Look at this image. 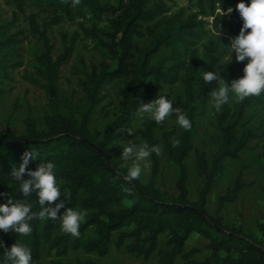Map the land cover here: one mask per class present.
Masks as SVG:
<instances>
[{"label": "trees", "instance_id": "1", "mask_svg": "<svg viewBox=\"0 0 264 264\" xmlns=\"http://www.w3.org/2000/svg\"><path fill=\"white\" fill-rule=\"evenodd\" d=\"M11 1L14 4L12 17L0 24V98L13 80L11 71L23 65L20 43L25 31L16 28L19 15H23L29 33L42 45L41 50L29 48L32 67L39 77L29 79L43 88L50 112L44 115L42 127L27 116L23 121V134L16 135L10 128L0 132V204L9 198L24 199L20 181L11 173L13 169H19L24 152L32 150L38 155L29 160L27 170L35 171L41 162H53L61 193L69 192L71 196L66 200L61 195L60 201H64L66 207L87 210L88 214L81 223L79 238L68 233L54 235L58 219H33L29 222L33 231L28 236L0 230V241L3 242L0 264H12L5 257V250H10L15 242L30 248L32 264H66L57 259L41 263L43 244L56 256H63L70 250L104 256L115 247L145 260L156 253L154 264H264V219L256 223L260 236L254 237L226 222L219 213L223 205L233 202L244 187L243 165L225 194L218 198L216 212L211 214L206 207L207 196L226 161L238 160L248 143L260 136L264 127V93L239 103L229 94L230 103L215 114V132L210 138L216 150L210 161L201 151L197 150L195 154L196 168L203 177L196 199H190L187 185L186 159L196 137V118L210 100L216 84V81L205 83L203 73L217 72L219 63L230 51L231 39L239 35L243 26L231 0H187L189 5L196 7L194 11L186 12L180 7L168 15L164 0H130L128 4L125 0L114 3L81 0L79 6L89 12L90 23L81 22L78 31L62 33L61 52L56 56L52 54L48 29L63 19L72 20V0ZM28 4L47 9L49 18L39 25L33 13L26 14ZM229 8L231 13L224 15ZM158 18V25L150 28L148 23ZM207 25H211L214 34L202 44L200 54L196 44L209 30ZM142 26L150 40L136 49L133 61V39L140 34ZM80 35L91 41L102 59L97 66L92 63L88 70L80 58V72L85 77L82 81L85 101L79 107L64 104L67 111L63 112L59 96L60 69L73 55ZM161 49H167L169 53L153 62ZM247 63V58L243 62L236 61L235 69L221 72V77L231 86L236 73L238 78L243 77ZM128 74L129 80L119 91V114L106 124L102 135L92 133L90 119L94 108L104 99L103 88ZM178 83L182 93L176 95V108L186 114L191 129L181 127L178 132L171 127L162 133L159 142L155 136L159 124L148 117L143 121L145 143L161 146L173 165L175 193L169 194L156 185L161 155L154 152L150 155L151 173L147 181L139 178L128 182L124 179L128 168L114 159L111 143L128 134V128L137 118L139 104L150 102L155 86ZM164 96L169 97L168 94ZM173 116L177 119L175 113ZM174 139L179 140V146L173 147ZM258 164L264 170L263 165ZM27 170L23 179H29ZM27 201L33 205V212L41 210L36 193H32ZM59 202L51 206L55 207ZM46 206H49L47 202ZM64 211L61 208L58 214ZM89 227L94 230L92 237L86 233ZM162 234L166 236V247L157 248ZM192 234L207 240L206 253L201 258L195 257L200 248L185 250L186 241ZM74 264L96 263L86 260Z\"/></svg>", "mask_w": 264, "mask_h": 264}, {"label": "rangeland", "instance_id": "2", "mask_svg": "<svg viewBox=\"0 0 264 264\" xmlns=\"http://www.w3.org/2000/svg\"><path fill=\"white\" fill-rule=\"evenodd\" d=\"M105 2L114 3L115 0H102ZM128 4L130 0H125ZM168 12L166 15L173 13L180 7H184L186 12H192L196 7L188 4L187 0H164ZM240 0H231L232 6H236ZM243 2L250 3L251 0H243ZM150 6V4L148 5ZM14 4L11 0H0V24L9 21L12 17ZM33 13L39 25H42L50 16L47 9H40L30 4L26 6V14ZM210 19V18H209ZM211 20V19H210ZM158 18L155 21L148 23L150 28H155L158 25ZM90 23V14L87 10L81 8L79 5L72 9V20L63 19L60 23L51 26L48 29V36L53 45L52 54L56 56L61 52L60 36L64 32L72 33L78 31L79 23ZM16 28L24 30L25 34L22 36L20 43L21 53L23 55V65L11 71L13 80L7 84V92L0 98V132L4 133L7 128H10L16 135H21L25 132L24 118L32 117L38 127H42V120L44 115L50 112L44 90L38 84L33 83L29 77L37 76L36 70L32 67L31 55L29 48L33 46L38 50L42 49L41 42L29 33L28 25L25 16L19 15L16 22ZM207 33L197 41V47L202 53V44L206 43L210 38H213V30L211 25L206 26ZM139 35L134 36L133 39V58L136 57V49L148 44L149 36L146 34L144 27L139 28ZM169 53L167 49H161L153 59L156 62ZM236 53L230 48L229 53L219 63L217 72H227L235 69ZM80 58L84 61L85 66L90 70V65L93 63L96 66L100 63L102 56L92 46L88 38L79 36L75 51L69 61L65 63L60 69L59 79V96L63 105V112H66L64 104H70L79 107L85 101V94L82 89V81L85 79L80 72ZM130 71V70H129ZM239 79L236 73L234 80ZM129 80V74L112 83L107 84L102 94L104 99L94 108L90 119V130L92 133L102 135L105 126L112 121L119 114L120 89H122ZM217 82L214 88L219 86ZM182 93V86L180 83L169 86L162 85V87L155 86L150 95V102L160 95H169V99L173 101V108H176V95ZM231 99L232 94H231ZM253 109V108H252ZM250 109V111L252 110ZM212 104V98L208 101L205 108L198 114L196 121V137L193 141V149L186 159L188 171V188L190 192V199H196L198 191L200 190L203 177L196 168L195 154L196 151H201L205 154L208 161H210L212 154L216 150L214 143L211 140V135L215 132V114L217 112ZM264 117V110L262 112ZM147 117L141 119L137 116L134 123L128 128V134L113 140L111 146L113 147V157L118 162L123 163L127 168L131 166L132 161H124L121 159L123 148L130 144H135L137 147L145 143L143 121ZM175 127L179 132L181 126L177 123V119L172 115L165 119L162 124H159L155 130V136L161 142V135L165 130ZM258 159V160H257ZM260 162L264 167V127L257 139L251 140L247 147L244 148L238 160H228L225 163L223 172L217 177L211 192L207 196L206 207L209 213L214 214L217 210L218 198L225 194L226 189L231 186L233 180L239 172L241 165H243L242 181L244 187L233 202H228L223 205L220 210L222 217L235 227H240L244 231L251 233L254 237H259L260 233L256 228V223L264 219V170L259 166ZM147 167L141 173L140 180L147 181L151 173V161L148 158L146 162ZM176 175L173 165L167 159L166 155L161 154L160 171L156 177V185L158 188L166 191L169 194L175 193L174 183ZM60 201V198L57 202ZM59 213L58 216H61ZM54 235L64 233L61 230V221L58 219V226L54 229ZM87 235L94 236L93 227L87 229ZM165 234L159 236L157 248H165ZM207 240L201 235L192 234L186 241L185 250L192 247L200 248L195 257L201 258L205 253L204 248ZM41 263H47L51 259L61 260L66 264H74L75 262H85L91 260L96 264H154L156 260V253L149 259L145 260L142 256L130 254L123 248L112 247L108 254L99 256L95 253H85L82 250H70L63 256H56L53 250H49L46 244L42 245Z\"/></svg>", "mask_w": 264, "mask_h": 264}, {"label": "clouds", "instance_id": "3", "mask_svg": "<svg viewBox=\"0 0 264 264\" xmlns=\"http://www.w3.org/2000/svg\"><path fill=\"white\" fill-rule=\"evenodd\" d=\"M81 0H72L73 7L79 5ZM240 17L243 20V26L239 35L231 39L230 47L232 53H236V61L243 62L247 58L248 63L244 67L243 77L233 80L231 86L221 77V74L214 71L203 73V81L211 83L213 81H224L212 90V104L220 109L225 104L230 103V93L235 102L239 103L250 96L259 97L264 93V0H251L250 4H245L243 0L236 5ZM229 8L227 13H231ZM250 30V31H249ZM173 113L177 116V123L185 130L191 129V121L186 114L178 108H173V101L168 97L160 95L149 103L141 102L137 109V116L141 119L148 117L158 124H162L166 118ZM173 147L179 146V140L172 141ZM162 154V148L159 145L149 146L147 143L137 147L130 144L123 148L121 159L131 160V166L128 167L127 175L124 179L128 182L140 178L142 171L147 164L144 163L152 153ZM38 154L32 150L25 151L22 156V163L19 169H13L11 175L17 181H20V192L24 199L9 198L6 203L0 204V230L5 233L14 231L22 236H28L33 229L30 221L35 218L40 220L61 221V230L64 233L71 234L79 238L80 226L87 216V210L79 208L66 207L64 201L51 205L56 202L61 195L66 200L71 198L69 192L61 193L55 176V164L53 162H41L35 171L27 170L30 159H35ZM29 179H23L25 172ZM36 193L41 210L36 213L32 211L33 205L27 201V198ZM46 202L49 206H46ZM61 208L65 211L61 216L58 212ZM3 242L0 241V247ZM5 257L12 264H32V254L30 248L21 244L14 243L10 250H5Z\"/></svg>", "mask_w": 264, "mask_h": 264}]
</instances>
